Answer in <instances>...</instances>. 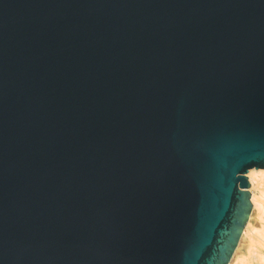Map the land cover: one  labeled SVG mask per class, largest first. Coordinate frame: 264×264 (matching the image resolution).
Returning <instances> with one entry per match:
<instances>
[{
    "label": "water",
    "instance_id": "water-1",
    "mask_svg": "<svg viewBox=\"0 0 264 264\" xmlns=\"http://www.w3.org/2000/svg\"><path fill=\"white\" fill-rule=\"evenodd\" d=\"M264 171V0H0V264H229Z\"/></svg>",
    "mask_w": 264,
    "mask_h": 264
},
{
    "label": "bare ground",
    "instance_id": "bare-ground-1",
    "mask_svg": "<svg viewBox=\"0 0 264 264\" xmlns=\"http://www.w3.org/2000/svg\"><path fill=\"white\" fill-rule=\"evenodd\" d=\"M250 192L253 212L249 216L238 246L236 247L229 264H254L253 260L256 259L257 255L261 263L264 261V254H262L258 247L259 245L264 246V230L259 229L260 231L256 234L257 237L255 236L252 238L253 242L250 243L251 247L249 250L247 248L250 245L246 248L242 242L248 232L255 229V225L253 224V215L255 214V211L257 210L259 215L264 216V171H250ZM245 253L250 255V257L245 255Z\"/></svg>",
    "mask_w": 264,
    "mask_h": 264
},
{
    "label": "rangeland",
    "instance_id": "rangeland-1",
    "mask_svg": "<svg viewBox=\"0 0 264 264\" xmlns=\"http://www.w3.org/2000/svg\"><path fill=\"white\" fill-rule=\"evenodd\" d=\"M253 224L255 225V229L253 230V231H249L248 232V234L243 238V244L246 246V248L249 250V248L251 247V242H253L252 241V238H254L255 236H256V234H258V231H260V230H264V216H261V215H259V212L256 210L255 211V214L253 215ZM260 229V230H259ZM257 237V236H256ZM259 247V250L262 252V254H264V246H262V245H259L258 246ZM262 248V249H261ZM245 255H247L248 257H250V255H248V254H246L245 253ZM246 256V257H247ZM260 259L258 258V255L256 256V259H254L253 260V263L254 264H259V263H261V261H259ZM262 263H264V261L262 262ZM261 263V264H262Z\"/></svg>",
    "mask_w": 264,
    "mask_h": 264
}]
</instances>
